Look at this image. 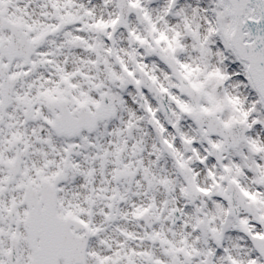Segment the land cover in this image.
I'll list each match as a JSON object with an SVG mask.
<instances>
[{
    "label": "snow or ice",
    "instance_id": "snow-or-ice-1",
    "mask_svg": "<svg viewBox=\"0 0 264 264\" xmlns=\"http://www.w3.org/2000/svg\"><path fill=\"white\" fill-rule=\"evenodd\" d=\"M0 264H264V0H0Z\"/></svg>",
    "mask_w": 264,
    "mask_h": 264
}]
</instances>
